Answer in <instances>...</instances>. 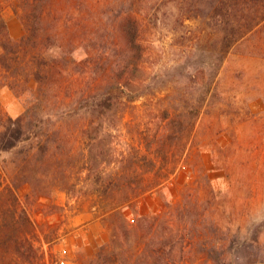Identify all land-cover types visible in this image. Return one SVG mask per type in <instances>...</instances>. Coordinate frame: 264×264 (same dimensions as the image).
Returning <instances> with one entry per match:
<instances>
[{"label":"rangeland","instance_id":"1","mask_svg":"<svg viewBox=\"0 0 264 264\" xmlns=\"http://www.w3.org/2000/svg\"><path fill=\"white\" fill-rule=\"evenodd\" d=\"M50 1L44 25L60 24L62 31L58 48L44 54L96 60L59 64L62 74L46 101L72 114L81 94L93 89L112 87L123 95L124 104L106 122L111 134L103 139L99 166L104 180L129 191L131 202L119 206L127 222L162 215L156 236L172 240L176 264H226L215 256L228 230L245 232L259 223L257 246L229 251L234 264H264V0ZM20 9V0H0V16L15 39L24 33ZM126 13L139 20L143 58L119 75L126 56L119 20ZM225 35L231 41L227 49ZM34 96H17L0 79L5 115L17 117ZM190 107L199 113L183 149L180 118ZM59 121L57 151L72 155L62 157L66 165L79 156L80 120L64 115ZM136 149L161 170L143 173L145 189L135 193L126 183L138 164ZM12 158L0 155V191L9 184ZM93 178L74 168L67 191L61 183L44 195H33L27 183L16 189L45 264H83L109 240L108 214L124 194L113 186L100 194ZM181 202L187 203L182 210ZM198 213L202 220L191 223ZM212 244L217 251L207 254Z\"/></svg>","mask_w":264,"mask_h":264},{"label":"trees","instance_id":"2","mask_svg":"<svg viewBox=\"0 0 264 264\" xmlns=\"http://www.w3.org/2000/svg\"><path fill=\"white\" fill-rule=\"evenodd\" d=\"M20 1L19 19L24 33L18 39L10 36L5 20L0 16V79L17 96L25 91H30L35 96L27 101L24 111L17 117L5 115L0 108V155H12L10 163L14 166L9 184L0 191V264H45L43 254L35 244L37 235L34 222L22 206L16 189L27 183L33 195H44L50 192L53 184L61 183L63 185L59 186L67 191L69 186H73L69 179L74 168L85 169L86 177L93 175L92 186L100 194H105L112 186L124 194L108 214L109 240L101 244L94 255L83 264H176L171 256L174 248L172 240L156 236L157 222L162 215H137L132 223L127 222L119 206L131 202L129 191L120 182L112 185L111 179L104 180V172L99 166V160L105 154L103 139L111 134L107 130L109 127L106 122L124 104L123 95L113 91L112 87L105 90L93 89L81 94L72 114L61 112V107L46 101L48 94H53L54 82L62 74L59 64L67 66L73 62L84 65L90 60L94 64L96 58L85 56L75 61L73 57H52L53 55L44 54L43 50L58 48L57 39L62 31L60 24L53 25L52 28L44 25L50 14L51 1ZM119 33L126 52L124 62L118 64V74L123 75L126 69L132 70L143 58L140 24L135 14L126 13L121 16ZM227 40L225 35V49L231 43ZM30 81L36 83L34 89L29 87ZM123 91L124 89H120V92ZM198 113V109L191 107L182 113L180 124L185 130L182 137L183 149ZM53 115L57 116L55 121H51ZM64 115L78 117L80 123L78 122L76 129L82 138L78 145L79 156L66 165L62 157L72 156L71 151L58 152L59 139L55 137L58 133L61 134L58 122ZM135 151L133 156L138 164L133 165L129 173L132 179L126 186L136 193L137 190L145 189L143 173L153 171L156 175L161 169L154 159L137 149ZM210 192L213 194V191ZM186 206V202L177 205L181 210ZM201 214L203 213L196 214L191 223L201 221ZM228 232L229 236H225L226 242L219 244L221 250L215 256L216 259L222 258L226 264H234L231 259L234 256L229 247L247 249L257 246L261 238L259 223L245 232L239 227ZM216 249V245H210L206 249L207 254L212 250L217 251Z\"/></svg>","mask_w":264,"mask_h":264}]
</instances>
